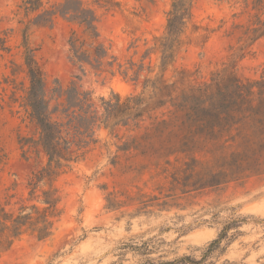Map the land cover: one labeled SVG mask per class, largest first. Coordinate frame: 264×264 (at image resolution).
<instances>
[{
  "label": "rangeland",
  "instance_id": "obj_1",
  "mask_svg": "<svg viewBox=\"0 0 264 264\" xmlns=\"http://www.w3.org/2000/svg\"><path fill=\"white\" fill-rule=\"evenodd\" d=\"M24 1L0 0V202L10 206L27 198L32 175L47 163L33 143L40 129L27 106V48L48 90L56 80L63 89L73 83L94 97L125 96L141 90L145 75L134 83L131 71L123 78L111 75L107 65L80 70L67 53L71 31H80L77 25L60 16L37 23L38 15L66 0H42L36 12H26ZM78 1L95 10L100 40L109 50L106 61L113 56L125 70L131 61L139 64L154 37L165 33L173 0H107L106 6ZM113 3L118 7H110ZM262 20L264 0H191L183 45L166 75L185 69L209 79L223 63L235 62L240 78L264 77V37L252 36ZM157 58L151 55L144 65L157 66ZM94 139L52 182L60 194V213L51 236L23 234L0 249V264H138L139 257L121 247L148 239L157 242L152 257L264 264V173L208 186L203 183L217 172L214 160L196 156L195 167L189 168L190 159L170 154L162 143L166 138L144 128H100ZM232 220L241 222L206 252Z\"/></svg>",
  "mask_w": 264,
  "mask_h": 264
},
{
  "label": "trees",
  "instance_id": "obj_2",
  "mask_svg": "<svg viewBox=\"0 0 264 264\" xmlns=\"http://www.w3.org/2000/svg\"><path fill=\"white\" fill-rule=\"evenodd\" d=\"M94 2L109 5L107 0ZM24 5L26 12H36L42 0H25ZM55 16L80 29L72 30L67 40L68 58L80 70L85 66L101 70L107 65L111 75L119 73L128 78L131 71L130 80L134 83L139 82L144 71L145 75L141 90L125 96L111 92L107 97H94L73 83L63 89L56 80L48 90L41 69L27 48V106L30 120L40 129V137L33 143L47 156V163L32 175L27 198H19L12 206L0 202V249L6 250L27 232L39 239L51 236L54 218L60 213V194L52 182L60 169L68 168L84 155L95 141L96 129L111 130L120 125L144 128L153 136L165 137L162 143L170 154L190 159L189 168L195 167L196 156L211 158L217 172L203 185L214 186L245 174L264 173V77L240 78L235 62L223 63L211 72L209 79L185 69L166 75L183 45L191 20V0L172 1L165 33L154 37L153 46L145 51L139 64L131 61L125 70L113 56L106 61L109 50L100 40L94 9L78 0H66L38 15L37 23H51ZM252 36L264 37V20L258 22ZM151 55L158 56L157 66L144 65V59ZM26 143L29 142L23 146ZM239 222L232 220L224 225L206 252L218 247L228 230ZM156 243L148 239L140 244L126 243L121 249L134 252L139 257L138 264H200L189 256L173 260L163 259L164 254L152 257L157 251Z\"/></svg>",
  "mask_w": 264,
  "mask_h": 264
}]
</instances>
